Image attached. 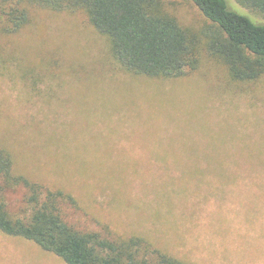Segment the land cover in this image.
<instances>
[{"label": "rangeland", "instance_id": "374dc122", "mask_svg": "<svg viewBox=\"0 0 264 264\" xmlns=\"http://www.w3.org/2000/svg\"><path fill=\"white\" fill-rule=\"evenodd\" d=\"M168 1L183 25L209 24L192 1ZM0 144L19 172L77 198L62 210L78 229L156 233L191 264H264V77L236 82L205 50L182 77L137 76L82 10L38 9L0 30ZM26 192H7L11 211ZM0 264L67 263L0 231Z\"/></svg>", "mask_w": 264, "mask_h": 264}, {"label": "trees", "instance_id": "16d2710c", "mask_svg": "<svg viewBox=\"0 0 264 264\" xmlns=\"http://www.w3.org/2000/svg\"><path fill=\"white\" fill-rule=\"evenodd\" d=\"M190 1L209 22L198 32L179 21L168 0H0V30L18 33L38 9L82 10L109 39L113 57L133 75L182 77L198 68L205 50L225 64L236 82L264 77V22L229 9L227 0ZM237 2L264 16V0ZM18 186L27 190L25 208L13 212L7 192ZM64 203L77 205L78 200L19 172L11 150L0 144L1 232L32 240L67 264H191L162 247L156 233L78 229L66 220Z\"/></svg>", "mask_w": 264, "mask_h": 264}]
</instances>
